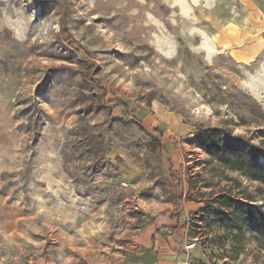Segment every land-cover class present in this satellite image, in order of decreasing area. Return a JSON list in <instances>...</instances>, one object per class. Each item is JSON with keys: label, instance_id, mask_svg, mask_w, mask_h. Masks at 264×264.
<instances>
[{"label": "rangeland", "instance_id": "rangeland-1", "mask_svg": "<svg viewBox=\"0 0 264 264\" xmlns=\"http://www.w3.org/2000/svg\"><path fill=\"white\" fill-rule=\"evenodd\" d=\"M212 137L264 166V0H0V264H126L170 213L199 264H264Z\"/></svg>", "mask_w": 264, "mask_h": 264}, {"label": "crops", "instance_id": "crops-1", "mask_svg": "<svg viewBox=\"0 0 264 264\" xmlns=\"http://www.w3.org/2000/svg\"><path fill=\"white\" fill-rule=\"evenodd\" d=\"M136 243L137 255L126 264H180L189 254L199 263L203 257L195 244L189 247L180 218L172 213L157 216L137 235Z\"/></svg>", "mask_w": 264, "mask_h": 264}, {"label": "trees", "instance_id": "trees-1", "mask_svg": "<svg viewBox=\"0 0 264 264\" xmlns=\"http://www.w3.org/2000/svg\"><path fill=\"white\" fill-rule=\"evenodd\" d=\"M152 133L159 134L158 129ZM210 147L215 149V158L222 164L228 166L246 176L249 180L264 184V166L257 164V154L252 151H245L238 145L224 144L221 138L212 137ZM236 209H232L229 214L235 215ZM199 264V263H198Z\"/></svg>", "mask_w": 264, "mask_h": 264}, {"label": "built area", "instance_id": "built-area-1", "mask_svg": "<svg viewBox=\"0 0 264 264\" xmlns=\"http://www.w3.org/2000/svg\"><path fill=\"white\" fill-rule=\"evenodd\" d=\"M180 264H198V262L191 258L186 257L185 260Z\"/></svg>", "mask_w": 264, "mask_h": 264}]
</instances>
